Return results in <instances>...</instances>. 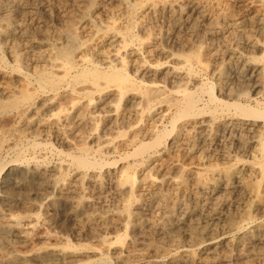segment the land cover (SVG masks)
Here are the masks:
<instances>
[{
	"label": "bare ground",
	"instance_id": "obj_1",
	"mask_svg": "<svg viewBox=\"0 0 264 264\" xmlns=\"http://www.w3.org/2000/svg\"><path fill=\"white\" fill-rule=\"evenodd\" d=\"M96 1L99 8L96 7L97 9L91 12L108 19L100 29L101 32L96 28L98 32L94 33L93 22L84 18L80 30L69 22L62 34L52 39L43 34L42 38L45 42L38 43L47 47V50L40 52L38 59H48L47 67L35 71V82L40 87L42 95L45 96V93L58 95L64 89L61 96L40 99L38 102V96L36 97L33 92L30 75L22 72L21 66L25 59L18 54L15 44L12 45L10 54L17 64L12 65V73L18 78L16 83L12 77L14 74H9L4 68L2 70L7 72L0 70V116L16 114L15 118L18 117L16 121L12 116L16 122L12 121L15 123L12 122L5 127L0 125V154L10 139L24 135L20 133L22 131L25 134L30 132L29 137L34 140L33 148L38 150L44 147V143L37 144L38 141H45L55 134L61 145L70 150L68 153L59 150L55 152L62 161L66 160L76 171L72 178L67 179L62 177L67 169V165L64 164L44 167L38 161L30 162L22 156L12 162L15 164L18 176L12 186L10 185L11 191L8 189L10 192L8 191L2 200L4 207L0 209V238L7 240L9 237H14L26 247L31 245V249L27 248L25 252H21L12 248V252L0 253V264H258L257 260L264 259V219L254 228L250 227L252 229L247 228L246 225L250 226L249 223L256 220L251 218V211L264 213V191H257L256 185L248 180L253 174H259L264 179V164L249 163L248 160L251 158L254 160L257 156L264 157V111L259 108L260 102L256 108L235 102L225 103L215 96L214 87L205 82L195 91L188 89L187 80L191 75L193 63H198L200 66L204 63L200 60V50H202L200 47L195 51L192 50L193 53L189 52V55L178 58L175 57L176 55L161 51L160 55L163 57L178 62L172 65L148 64L149 62L143 64L144 60L142 63L139 62L140 49H133L134 44L140 47L144 44V40L138 37L134 30L138 27L145 28L152 16L159 15L169 19L171 30L178 32L190 28L192 22L196 21L194 15H202L200 2L141 0L142 3L129 5L126 0H111L112 3L118 2L125 7L123 11L125 21L122 25L109 17L107 2L110 0ZM15 3L16 0H0V14L2 12L5 14L4 11L12 8ZM34 3L38 4L45 15H50L47 0H34L32 4ZM23 4L27 8L30 3ZM185 4L188 7H184ZM234 5L244 13V16L237 20L241 24L246 20L251 22L258 20L264 23V0H235ZM137 13L142 16L140 24L135 20ZM226 16L227 14L217 18L216 21H210V27L215 30L221 18L226 19ZM214 25L216 26L213 27ZM193 26V31H196L198 27ZM17 31L10 16L4 21L0 19V40L4 42L15 40ZM87 33L92 35L90 39L83 41L81 36ZM215 34L213 33V37L216 36ZM167 35L164 31L157 35L150 33L151 44L164 42ZM63 36L68 40L67 44L59 43ZM192 42L188 43L194 46L195 43ZM250 47L264 49V44L252 41ZM2 51L0 45V61L6 66L5 58L1 55ZM262 59L263 57L259 59L254 56L246 58L240 56L236 59V74L243 82L253 84L252 92L256 95L264 91V62L260 64ZM204 67H208V64ZM228 68L223 64L213 67V71L219 80L228 81ZM131 69L135 70V75L138 77L129 74ZM145 77L150 81L145 82ZM180 84L183 85L179 86L178 91L171 90L168 92L171 93L170 97L162 98L168 86L175 87ZM229 92L233 93L231 90ZM201 95H206L215 109L212 111L201 110V107L199 109ZM124 99L130 107L124 112L120 109L119 113L116 108ZM219 108L220 113L226 112V117H218L219 113L216 112ZM173 110L176 111V119L172 121V130L168 131L166 128L167 130L156 132L157 123L163 121ZM207 114L209 116H202ZM134 117L136 121L131 122ZM99 119L105 123V131H113L119 127L120 131L125 125L127 130L118 133L115 138L105 135L99 138L92 132L89 138L85 133L83 136L85 128L92 126ZM178 119L191 120L186 125L180 126V130L177 131ZM105 131L103 133L107 135ZM177 132H179L178 139L171 146L179 154L192 144L194 147L199 143L210 147L221 145L222 139L225 141L227 138L236 143L240 153L244 152V156L247 153L248 159L236 158V161L241 163L238 167L224 170L225 173L221 172L223 174L214 171L208 178L201 174L202 172L182 168L180 165L183 169L181 170L179 166L174 165L172 161L174 157L170 152H166L162 158L156 153L161 143ZM154 136L156 139L153 142H145ZM88 140L90 142H87ZM49 148L53 150L51 146ZM115 154H120L119 157L117 156L118 163L115 162L118 171L114 173L105 171L104 168L109 164L101 163L99 160ZM146 155L150 159V164L141 176L138 172L132 173L131 167L127 166L129 164L123 166L125 161L133 162ZM226 155L224 158L231 159L229 154ZM3 160H0V175L8 167V163ZM172 170L178 174L180 171L187 173L188 179L186 175V178L184 175L172 177ZM137 175L139 185L138 189L134 190ZM102 177L106 180L105 183ZM188 182L194 184L197 189V204L194 208H190L184 199L188 195ZM85 184L89 187L88 191L92 196L102 195L105 185L109 186L112 189L114 202L109 204L101 200L102 197L97 198L98 200L92 196L86 198L89 193L88 191L86 193ZM49 190L55 194L43 203H36L31 199L32 197L30 198L31 192L45 196ZM17 193L21 194L19 203L25 208L23 214L7 210L11 208L13 202L15 203L11 198ZM232 197L235 199L232 200ZM62 206L68 208L67 215L73 220L74 229L86 233L87 245H81L83 242L81 233H77V236H80L74 242L76 245H73L69 238L63 235L56 236L40 231L41 225L50 222ZM28 209H36L39 213L28 212ZM177 211L181 212V218L175 222L173 216ZM149 212L152 215H149ZM162 212L164 213L161 215ZM202 215H209L213 222L204 221L205 224L201 225L202 223L193 221V218ZM182 226L185 227L183 234L189 238L188 241L181 242L179 238L174 240L168 235L173 227ZM119 229L129 233L126 234L127 237L124 235L125 240H122L123 236L115 235L114 232ZM153 235L160 236L157 237L158 241H154ZM35 243L45 247L38 249ZM177 246L182 248L180 252L172 256L167 254L166 247L170 249ZM166 258L168 259L165 260Z\"/></svg>",
	"mask_w": 264,
	"mask_h": 264
},
{
	"label": "rangeland",
	"instance_id": "obj_2",
	"mask_svg": "<svg viewBox=\"0 0 264 264\" xmlns=\"http://www.w3.org/2000/svg\"><path fill=\"white\" fill-rule=\"evenodd\" d=\"M142 1H144V0H142ZM142 1L141 0H126L127 4H129V5H135L138 3H142ZM190 1H192V0H190ZM193 1H196L198 3L200 2L199 4L202 8V15H194L193 18L196 21L192 22V25H190V28L188 27V28H184L178 32H173L171 30V23H170L169 19L167 20L166 18H164L162 16L156 15L154 17L153 16L151 17V19L148 22L149 25L147 24L145 26V28L138 27L134 30V33L137 34V36L140 37L142 40H144V44L142 45L143 47L141 46L142 48L138 44H134V47H133V49H138V48L140 49L141 53L139 55V62L142 63V61L144 60L143 64H146L145 62H147V63L149 62L148 64H166V65H172V63L177 64L178 63L177 61H173V60H171V58H167L165 56L163 57L162 55H160V52L165 51L166 54L176 55L175 57L178 58L180 56L189 55V52L193 53L196 48L200 47V49H202V50H200V52H201L200 53L201 63L204 62L202 64V65L205 64L204 66H207V64H208L209 68L208 67L205 68L202 65L200 66L198 63H193L191 75L187 80L188 89H190L191 91H195L197 88L200 87V85L203 84V82H205L206 84L212 85L214 87L213 91H214L215 96L219 100H221L225 103L233 104L235 102V103H240L242 105L247 104L250 107L256 108V107H258V103L260 102L261 105H259L260 106L259 108L264 111V109H263L264 108V91L258 95L254 94L252 92L253 84L249 83L247 81L243 82V80L236 74V61H237L236 59L240 56L241 57L244 56L245 58L249 57V56H254L257 58L259 57V59L263 57L260 64H262V62H264V49H253L250 47V43L252 41L260 42V44H264V23L262 24L260 21L258 22V20H255L253 22L246 20L244 23L241 24L239 21H237L242 16H244V13L237 6L234 5L235 0H220V1L219 0H205V1L204 0H193ZM25 2L30 3V4H28L29 6H27V8H25L24 4H23ZM32 2H34V0H27V1L26 0H22V1L16 0V3L12 8H10L7 11H4L5 14H3V12L0 14V19H2L3 21L6 20L8 16H10L13 24L17 27V30H18L17 31V37L15 38V40H12L10 42H7V41L4 42V40H0V45L2 46V50H3L1 55L4 56L5 62L7 64L6 66L8 67L7 68L0 61V70L4 71V70H2V68H4L10 74V73H12V65L13 66L17 65L15 62V58L14 57L12 58V55L10 54L11 53V47H12V45L15 44L18 48L17 49L18 54L22 55L23 58L25 59L24 64L21 66L22 72H24L23 74L30 75L31 82H32V88H34L33 92L35 93L36 97L38 96L37 97L38 102H40V99L43 100L45 98H50V97H54V96L58 97L64 93L63 92L64 89H63L62 91H60L61 94L59 93L58 95L57 94L54 95L55 94L54 93L52 95L51 93H45V96H46L45 97L44 95H42L43 93L41 92L40 87L37 85V82H35V79H34L35 71L39 70V69H44L45 67H47L46 61L48 58L38 59L40 52L47 50L46 49L47 47H45L44 45H42V46L38 45V43H44L45 42L42 37L47 36L50 39H52V38H54V36L62 34L63 30L65 29V26L69 22H72L74 27L77 30H80L81 25H82L81 23L83 22V20H85L84 18H86L87 20H91L94 23V24L92 23L93 27H95L94 33H96V31H97L96 28H98L99 29L98 31L101 32L100 29L102 28L103 25H105V23H106L105 21H107L108 19H107V17H104L98 13L94 14L93 12H91L96 7L99 8L98 7L99 4L97 3L96 0H90V1L89 0H47L48 5H49V9H50V15L49 16L45 15V13L42 10H40L41 8L38 6L37 3L32 4ZM91 6H93L94 8L93 7L91 8ZM184 7H188V5H186ZM107 8H108V11L110 10L109 11V14L111 15V16L109 15L110 18H113L116 22L118 21L117 23H119V24H122V23L124 24V21H125L124 15H123V11H125L124 6H122L118 2H114V1L112 3V1L110 0L107 2ZM90 12H91V14H90ZM137 14L135 15V18H136L135 20H136V22H138L140 24V22H142V19H141L142 16L140 14H138V15ZM203 14H204V17L202 18ZM226 14H227L226 19H224L222 17L223 19L221 18L219 24L217 26L216 25L213 26V27L216 26L214 28L215 30H213L212 26L210 27L209 22L213 21V20L216 21L217 18H219L223 15H226ZM5 15H7V16H5ZM205 16H206V18H205ZM139 19H140V21H139ZM119 20H120V22H119ZM121 20H123V22H121ZM15 23H17V24H15ZM207 23L209 26L207 25ZM193 25H196V27H198L196 31L195 30L193 31V29H194ZM204 25H206V26H204ZM23 28H24V30L22 31ZM157 30L158 31L160 30L159 32L164 31L165 33H167L168 34L167 39L164 42L158 43L156 45H152L151 40L149 38V35H150V33L157 35L159 33ZM218 31H219V33H218ZM213 33L214 34L218 33V35L215 34L216 36L214 35L215 37H213ZM91 35H92V33L82 34V36H81L82 40L85 41V40L90 39ZM28 36H29V38H28ZM60 39H61L60 40L61 42L59 41V43L67 44L66 42L68 40L66 39L65 36L61 37ZM62 39L64 41H62ZM30 40H32V41H30ZM189 41L190 42L193 41L196 46L195 45L193 46L190 43H188ZM198 41H199V43H197ZM146 42H147V44H146ZM155 46H157V47H155ZM192 46H193V49H192ZM153 48H155V49H153ZM156 48H158L159 50H157ZM148 49H149V51H148ZM192 50H194V51H192ZM231 53H233V55H231ZM236 53H238V55L239 54H241V55L236 56ZM150 54H152V55H150ZM157 54H159L160 56L158 55L156 57ZM234 54H235V56H234ZM215 55H217V56H215ZM169 62H170V64H169ZM210 62H212L211 65H210ZM223 64L225 66L229 67L227 70L228 81L219 80V78H217L216 74H214V71H213V67L223 66ZM202 67H203V69H202ZM7 71H4V72H7ZM134 71L135 70H132V69L129 70V72H130L129 74L132 77L133 76L138 77L137 75H135L136 72H134ZM13 74L14 73H12V75ZM14 75L12 77L15 79V83H16L18 78H17L16 74H14ZM144 80L146 82L148 80V78L146 79V77H145ZM149 81L150 80H148V82ZM182 85L183 84H180L178 86L175 85V87L177 86L175 88L174 85L172 87H170L171 86V84H170V86H168L169 90L168 89L166 90V93L168 95L165 93L162 96V98L166 99V98H168V96L170 97L171 93H168V92H170L171 90L172 91L173 90L178 91L179 86H182ZM173 88H175V89H173ZM230 90L235 94L230 93L229 92ZM239 91L241 92V94ZM36 93H38L40 95H38ZM236 95H237V97H236ZM42 96H43V98H42ZM240 96H242V97H240ZM121 103L117 106V108H116V109H118L117 111L119 112L120 109L122 112L127 111L130 107V105L127 103V100L124 99ZM200 107H201V110L202 109L203 110L204 109H209V110L211 109V111H212V109H215V108H213L215 106L212 105L211 103H209V100H208L206 95L200 96L199 109H200ZM220 111H221V109L219 108V111L216 112V113H219L218 117L219 118L226 117V112L220 113ZM175 113H176V111L173 110L163 121H160L161 123L158 122L157 125L155 126V131L156 132H159V131L162 132V131L167 130V129H168V131H171L172 130L171 129L172 128V121H173V119H176ZM12 116L15 118L16 114L9 115V116H0V123H1L0 125L5 127L6 125L8 126V125L12 124V122H14L15 120L18 121L17 120L18 117H16L14 120V118ZM202 116L206 117L209 115L207 114V115H202ZM134 119H136V118L134 117L131 120V122H133V121L135 122L136 120H134ZM193 119H196V118H193ZM12 120H14V121H12ZM190 120L191 119H178L177 120L178 121L177 131L180 130L179 129L180 126L186 125V123L189 122ZM95 125L97 126V129H96ZM125 126H124V128L121 127V129L122 128L123 129L122 130L120 129V131H119L120 127L117 129H114L115 131L114 130L113 131H105L104 130L105 123L103 122V120L99 119L97 122H94L92 126L90 125L89 127L85 128V130L83 131V136H85V134H86V137L89 138L91 135L90 132H92V134H96L97 137H99V136L103 137L105 135V137L110 136L109 138H115L118 136V133L125 132V130H127L126 129L127 125H125ZM92 129H93V131H91ZM103 130L105 131V133H108V134L107 135L104 134ZM20 133H22L24 135L20 134V135H22V137L10 139V141L4 146V149H3L2 153L0 154V160L4 159L3 161H6L8 163V167L0 175V199H1L0 200V209L1 208L3 209L4 206H2V200L7 195L8 191H9L8 189L12 188L11 187L12 183H13L14 179L16 180V177L18 176V173L16 172L15 166H14L15 164H13L12 162L16 159H19L20 156L27 158V160L30 162H37L38 161V163L43 165L44 167L50 166L53 164L67 165L68 170L66 169V171L63 172L64 175L62 176V177H66L67 179L72 178L76 172L73 167L69 166L70 164L66 160H63L65 162L64 163L60 159V157L57 155V152H55L57 150L65 152V153L66 152L68 153L70 151L68 148L62 146L63 144L61 145L60 140L55 138L56 137L55 134L54 135L52 134V136H54L53 138H52V136H50L51 138L49 137V138L45 139V141H43V140L38 141L37 144L39 142H41L42 144L44 143V147H42L38 150V149L33 148L34 140L31 137H29L30 132H27V134H25V132L22 131ZM64 133H65V135H67V133L65 131H64ZM178 134H179V132L174 133L171 135V137L169 136L168 138H166V140L163 141L161 143V145L159 146V148L156 150V153L158 154L159 158H162V156L166 152H170L175 159V160L172 159V161L174 162V165L179 166V168L181 170H183L182 168L185 167L189 170L199 171L200 173L202 172L201 174H204L206 178H208V176L209 177L212 176V174H210V173H212V172L214 173V171L215 172L218 171L217 173H219V172L225 173L226 170L228 171L230 169H234L235 166L238 167L241 163L237 162L236 158L237 159H248V157H247L248 154L246 153L244 156V152L240 153L241 151L235 145L236 143L233 142L232 140L227 139V138H226L227 140L225 139V141H224V139H222L223 140L222 144L221 145L220 144L214 145L215 147L214 146H210V147L204 146V144H202V143L201 144L199 143V144H197V146L195 145V147H194V145L192 144V145H190L191 147L190 146L186 147L185 150L179 154V152L175 151V149H172V146H171L172 143L178 139ZM219 134L221 135V133H219ZM197 138H199V137L197 136ZM155 139L156 138L154 136L153 138H148L145 142H148V141L153 142ZM87 142H90V141L88 140ZM48 146L49 147L51 146V148H53V150L50 149ZM43 148H45V149H43ZM191 150L196 151V153H194V151H191ZM237 153L238 154L240 153V155H238ZM225 154H227L226 156L230 155L231 159L224 158ZM117 156L119 157L120 154L119 155L115 154V155H111L108 157L106 156L105 159L102 158L99 160L101 163L105 162V164L106 163L109 164L108 166L106 165L107 166L106 168H104L105 171L107 170V171H110L112 173H114L115 171H118V167H117V165H115V162L118 163V161H119V158ZM147 157H148V155H146L142 158H139L137 160H133V162H132V160H128V162L125 161V162H123V166H126L127 164H129L127 166L131 167L132 173L137 174V172H138L139 176H141L142 174L145 173L147 166H149L148 164H150V159ZM257 157L254 160H252V158L248 159L249 163L260 164L262 162L261 165L264 164V157H262V156H259L258 158ZM232 158H234V159H232ZM249 158H250V154H249ZM97 160H98V158H97ZM176 162H177V164H176ZM110 164H112V165H110ZM180 165L182 166V168ZM26 166H27V164H26ZM170 167H172V166H170ZM231 167H233V168H231ZM212 169H213V171H212ZM182 172L183 171H180L179 172L180 174H178V172L172 170L171 176L172 177H174V176L181 177V175H184V177H185V175H186V177L188 176L187 173H182ZM221 174H223V173H221ZM102 179H103V182L105 183L106 180H104L103 177H102ZM186 179H188V177ZM248 180H251V183H253V185L254 184L256 185V186L255 185L254 186L257 189V191H264V179L259 174H257V175L253 174L251 176V178H249ZM138 185H139V182H138V175H137V184L135 185V187L133 189L134 190H135V188L138 189ZM84 188L86 189V193H87V191L89 190V187L85 184ZM163 190L165 192H167L166 189H163ZM10 191H11V189H10ZM88 193H89L88 197H86V198H89V197L91 198V196H92L91 193L89 191H88ZM46 194L47 195H45V196H41V195L38 196L35 194V192H31L30 198L32 197L31 198L32 200H34L36 203L40 204V203L45 202L47 198L53 197L55 192L49 190L46 192ZM20 195H21L20 193H17L14 196L12 195L13 197L11 199L14 200L15 203L13 202V204L11 205V208H7V210L10 209L12 213L15 212L17 214H21V213L23 214L24 213L25 208L19 203L20 198H21ZM196 195H197L196 186L194 184L188 182V195H186V197L184 199L186 200V203H187V205H189L190 208L191 207L194 208L197 204ZM93 196H92V198H94L96 200H98V199H100V197H102L101 200L107 201L109 204L110 203L112 204L114 202L113 195H112V189H110V187L107 185H105V190H104V193L102 195H96L99 197H96L95 195H93ZM234 199H235V197H232V200H234ZM245 203H246V201H245ZM30 211H31V213H37V214L39 213V211L36 209L35 210L34 209L33 210L28 209V212H30ZM57 212L58 213H56V215L54 216V218L52 220H50V222H48V223L46 222L45 225H41L40 228H42V229H40V231L45 232V233H49V234H53L56 236H59V235L62 236L63 235L64 237L69 238V240L71 241V243L73 245H76V244H74V242H76L77 237L80 236V235L77 236L78 235L77 233H81V235L83 234L82 235L83 237L81 239V241H83V242L81 243V245H83V244L87 245L88 238L86 237L87 236L86 233L85 232L83 233L82 231L77 232L74 229V222H72L73 220H71L67 215L68 208L66 206H62L58 209ZM163 213L164 212H162L160 214L162 215ZM180 213H181L180 211H177V213L174 214L175 216H173V220L175 219V222L177 219L181 218ZM148 214L152 215V213H150V212ZM263 216H264V213L262 214V212H260V211L259 212L251 211V218L256 219L257 221L254 220V222H250V223L248 222L250 226L246 225L247 228H250V227L254 228L257 224H259L261 221H263V219H264ZM200 217L201 216H196L195 219L193 218V221L195 223L199 222V224L202 223L201 225L205 224L204 221H207L208 223L213 222L209 215H202V217L201 218ZM198 218H200V219H198ZM209 219H210V221H209ZM174 223L172 222V224H174ZM252 228H250V229H252ZM119 231L116 230L114 232L115 235H118L121 237L123 236L122 240H125L127 237L126 234L129 235V233L125 232L123 229H119ZM169 231L170 232H168L169 233L168 235L170 237H172V239H174V240H176L178 238H179V240L181 239V242L189 240V238L186 237L185 234H183L185 232V227H183V226L180 228L173 227V230H169ZM177 231H179V232L182 231V233L179 234V232H177ZM176 235H177V237H174ZM152 237L155 239L154 241H158L159 238H157V237H160V236L153 235ZM35 244H36L35 247H37L38 249H42L45 247V246H42L40 243H35ZM8 246H9V248H8ZM30 246L26 247L25 245L19 243V241L14 237H12V238L9 237L7 240H3L0 238V253H3V254L8 253L10 251L12 252V248H13V250L25 252L27 250V248H28V250L31 249ZM168 248L169 247H166V249L168 251L167 254L170 256H172V255H174L177 252H180L182 250V248L180 246L170 247V249H168ZM173 251H175V252H173ZM195 252H197V251L195 250ZM168 258H166L165 260H167ZM263 260H257V263L262 264V263H264ZM111 264H113V263H111Z\"/></svg>",
	"mask_w": 264,
	"mask_h": 264
}]
</instances>
